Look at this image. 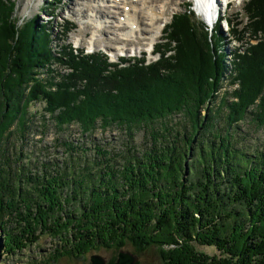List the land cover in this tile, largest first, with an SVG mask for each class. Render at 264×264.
Segmentation results:
<instances>
[{"label":"trees","instance_id":"trees-1","mask_svg":"<svg viewBox=\"0 0 264 264\" xmlns=\"http://www.w3.org/2000/svg\"><path fill=\"white\" fill-rule=\"evenodd\" d=\"M0 5V253L18 256L49 235L60 244L54 256L129 245L157 247L163 264H264V141L253 135L264 130V0L244 3L245 22L228 18L241 45L231 62L221 28L217 37L190 9L165 26L156 60L112 63L62 44L74 23L65 22L56 45L48 28L19 24L14 1ZM40 101L55 132L116 127L125 150L96 145L88 156L83 144L62 140L61 164L22 163V144L10 139L48 134L46 123L38 131L28 119ZM179 115L184 122L170 126ZM137 136L143 145L134 148Z\"/></svg>","mask_w":264,"mask_h":264},{"label":"rangeland","instance_id":"rangeland-1","mask_svg":"<svg viewBox=\"0 0 264 264\" xmlns=\"http://www.w3.org/2000/svg\"><path fill=\"white\" fill-rule=\"evenodd\" d=\"M11 1L16 3L14 17L19 20V24L24 21H34L38 27L42 26L48 28L53 32V38L56 45H58L60 44L59 32L62 26L65 25V22L67 21L69 23H74L75 27H72L71 25L68 26L70 30L67 32L66 36L62 38V44L72 47L76 55H80V51H83L84 54L99 53L110 57L111 62L113 63L119 62V58H143V54L145 53L147 54L149 62L157 59V56L152 55L153 46L158 45L163 37L165 26L171 22L175 13H183L190 9L195 14L196 19L203 23L204 27H207V29L209 28V31L212 30L211 25L204 21V16L201 15V17L195 12L193 0H159L152 4L154 7H157L158 10H161L165 6L166 10L165 17L160 18L155 26L163 25L161 36L157 37L155 40H152L151 38V34L154 33L155 27H151L149 25L150 22L145 20V18L143 19L140 30L135 34H130L129 37L120 36L121 33L125 34V32L129 30V26L127 27V25L119 28L116 23H113L116 20L118 21L120 17H123L122 15L124 14L122 5L123 1L120 4V0H106L104 4H102L101 0ZM114 1L118 4L114 3ZM246 1L247 0H236L226 9L223 6L224 8L221 12L220 19L224 17V20L219 21L214 28L216 29L218 27L219 29L220 27L222 31L221 35L220 32L213 30L214 35L217 37L220 35L221 42L219 44L225 54H228L226 56L228 62H231V56H229V54L232 55V52H235L241 46L239 42L234 39V36L230 34L228 18H231L235 24L245 22L243 7ZM4 3L6 5L7 1H4ZM96 14H98L101 19L103 18L101 21L105 26L103 25L102 29L98 28L97 23L93 20ZM112 17L114 19H112ZM256 41L257 40H253L252 43L256 44ZM52 46L53 49H55V43ZM55 69H58L60 73L68 72V69L64 68V66H57ZM41 77H44V75ZM227 84L228 83L224 84V86ZM228 85L226 86V89L229 88L231 92L232 88ZM226 89L224 88L223 90H220V92H218V98L210 101L211 104L208 103L202 108L201 113L203 115L207 113L206 111L208 108L219 106V102ZM44 107L45 103L40 101L32 103L28 109V119L39 127L38 131L44 129L42 126L44 123H46V127L49 129L48 134L44 136L42 141L40 140L42 134L39 132H31V134H28L27 141L21 138V141L10 139V142L17 145L18 148L22 144V163L25 164L27 161H34L36 160V157H38L45 161L56 160V162L61 164L66 159V156H68L66 147L58 144L62 140L73 142L74 144H83V147L87 150L86 154L88 156L96 154L94 149V146L96 145L105 151L114 152L115 154H119L122 150H125L124 146L126 145V142L128 143V137H125V134L123 135L116 127H111L107 130L98 128L92 135L85 137L81 136L76 125H71L70 127L65 128L61 133L55 132L54 125L48 123V120H43L44 115L48 117L44 113ZM175 122H184L183 115L171 118L169 125L171 126ZM240 125L243 129H247L249 124L242 123ZM253 135L264 141V130L255 132ZM132 145L134 148L142 146V136H137ZM81 153L83 152L81 151ZM26 154H29L31 158ZM0 239H2L1 233ZM59 246L60 244H58V242L51 236L43 235L36 244L29 247L27 250H24L18 256H6L0 253V264H91L90 258L92 255L103 256L107 261L106 264H116L118 254L120 253L100 247L91 250L82 256H54L55 250H60ZM122 250L128 251L137 256V262L135 264H163L157 247H148L141 252H137L134 248L126 245L121 251ZM197 250L210 257L220 256V252L214 247L198 245Z\"/></svg>","mask_w":264,"mask_h":264},{"label":"bare ground","instance_id":"bare-ground-1","mask_svg":"<svg viewBox=\"0 0 264 264\" xmlns=\"http://www.w3.org/2000/svg\"><path fill=\"white\" fill-rule=\"evenodd\" d=\"M122 1H123L122 5L124 9V14L122 15L123 17H120L118 21L116 20L113 23H116L118 25L117 27L119 28L126 25L127 27L129 26V30L125 32V34L123 33L120 34V36L123 37L124 36L129 37L130 34H135L137 31H139L142 26L144 18L145 20H148L150 22L149 25L151 27H155L157 21L160 18L165 17L166 15L165 6L161 10H158L157 7H154L152 5L154 2L159 0H120V4ZM194 1L196 3L197 11L202 16H204V19L207 20V22L210 25L215 26L217 23V19L221 16V12L225 7V2L227 0H194ZM101 2L102 4H104L106 0H101ZM114 3L118 4L115 1ZM102 19L98 14H96L93 18V20L97 23L98 28L101 29L103 28V25L105 26V24L101 21ZM112 19L114 18L112 17ZM154 29H155L154 33L151 34L152 40H155L157 37L161 36L163 31V25L157 26Z\"/></svg>","mask_w":264,"mask_h":264},{"label":"water","instance_id":"water-1","mask_svg":"<svg viewBox=\"0 0 264 264\" xmlns=\"http://www.w3.org/2000/svg\"><path fill=\"white\" fill-rule=\"evenodd\" d=\"M91 264H106V259L101 255H92L90 258ZM137 262V257L128 251H121L118 254V259L116 264H135Z\"/></svg>","mask_w":264,"mask_h":264}]
</instances>
